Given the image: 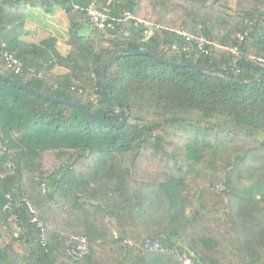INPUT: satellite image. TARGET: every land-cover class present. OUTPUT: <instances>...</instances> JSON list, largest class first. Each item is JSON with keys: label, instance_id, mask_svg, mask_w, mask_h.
<instances>
[{"label": "trees", "instance_id": "obj_1", "mask_svg": "<svg viewBox=\"0 0 264 264\" xmlns=\"http://www.w3.org/2000/svg\"><path fill=\"white\" fill-rule=\"evenodd\" d=\"M93 1L0 0L1 74L118 124L106 89L127 117L109 127L0 78V264H184L177 254L264 264V74L239 68L264 66V0H97L114 27L80 34ZM57 7L69 53L54 36L27 47V9ZM180 31L206 39L209 54L174 55L173 45L196 46ZM124 50L202 69L126 54L103 78ZM8 196L26 201L6 209ZM28 203L50 224L44 240ZM75 236L91 247L77 262L67 253Z\"/></svg>", "mask_w": 264, "mask_h": 264}, {"label": "built area", "instance_id": "obj_2", "mask_svg": "<svg viewBox=\"0 0 264 264\" xmlns=\"http://www.w3.org/2000/svg\"><path fill=\"white\" fill-rule=\"evenodd\" d=\"M82 11L85 10V12L87 13V16L89 18V24L92 28H96L98 30H104L107 27L109 28H113L114 25L113 23L109 22V17L106 13H104L102 10H100V8L98 7L97 4V0H94L86 9H81ZM125 17L126 19H130V20H135V23L137 26L139 25H145L147 27V29L145 30V35H151L152 34V28L150 24H148L146 21L142 20V19H138L135 17V15L131 12H126L125 13ZM150 26V27H149ZM180 35H182L187 42L189 43H195L196 46L192 47L189 44L184 45L183 47H180L178 45H173L170 47V50H172L173 54H179L180 52H184V53H191L194 49L197 52L203 53L205 55L209 54V49H208V43L206 41V39L200 37V38H196L184 31H180L179 32ZM240 39L243 40L244 36H240ZM259 62L264 63V59L262 58H258ZM7 63H8V67L11 69H15L16 73H21L23 71V66L21 64V62L16 59L15 57H13L11 54H7ZM30 74L33 77H37V78H43V74L42 73H38L35 69H30L29 70ZM9 199V204L7 205L6 209H11L13 204L14 205H18L23 201H26V199H18V198H13L11 196H8ZM29 205V209L31 210L32 214H33V222L37 225V227L41 230L42 233V239H45V234L46 231L50 228V224L48 222H45L44 220H42L38 214L37 211L34 210V208L28 203ZM157 244L154 243L153 241H148L147 243V247L150 250H156L157 249ZM90 242L88 240L87 237L85 236H75L72 237L68 242H67V253L70 256V258L77 262L80 261L81 259H83L84 257H86L87 255H89L90 253ZM179 259L184 263V264H192V261L187 257V256H183L180 254H177Z\"/></svg>", "mask_w": 264, "mask_h": 264}, {"label": "water", "instance_id": "obj_3", "mask_svg": "<svg viewBox=\"0 0 264 264\" xmlns=\"http://www.w3.org/2000/svg\"><path fill=\"white\" fill-rule=\"evenodd\" d=\"M126 54H133V55H144V56H151L153 57L154 59H156L157 61L161 62V63H165L167 64L168 66H171V67H177V68H182V67H187V66H193L194 68L198 69V70H201V66L197 65V64H192L191 62L189 61H183V62H168V61H164L162 58H159L158 56L150 53V52H147V51H144V50H133V51H129V50H124L122 51L119 55L113 57L109 63L105 64L104 66H102L101 70H100V74L103 78H105L106 76V72L105 70L109 67H111L112 64H114L115 62H117L122 56L126 55ZM245 66V67H250V68H253L255 71L257 72H260V73H263L264 74V66H261V65H257V64H254V63H247V64H242L240 65V69ZM240 69L238 70V72L240 71ZM0 78L4 79L5 81H8L9 83L19 87V88H22L36 96H39V97H42L48 101H52V102H55V103H60V104H66V105H70V106H73L77 109H79L80 111H82L84 114H86L88 117H90L91 119H93L94 121L98 122V123H101V124H104L106 126H109V127H117V128H122L124 127V125L126 124V121H127V117L125 115V112L123 111L121 105L117 102H112L109 95H108V91L106 89H104V95H105V98L106 100L114 105L116 104L120 110V113L122 115V119L121 121L118 123V124H115V123H112L108 120H105L97 115H95L94 113L90 112L89 110H87L84 106L78 104V103H75V102H72L70 100H67V99H61V98H58V97H54V96H50V95H47V94H44V93H41L23 83H20L18 81H15L14 79L12 78H9L3 74L0 73Z\"/></svg>", "mask_w": 264, "mask_h": 264}, {"label": "rangeland", "instance_id": "obj_4", "mask_svg": "<svg viewBox=\"0 0 264 264\" xmlns=\"http://www.w3.org/2000/svg\"><path fill=\"white\" fill-rule=\"evenodd\" d=\"M56 9L61 11L60 16H57L56 13H46L41 8L29 9L27 20L33 24L29 25V30L32 31L31 34L36 37L35 42L38 43L41 39L49 38L51 35L57 37L62 35L63 43H67L68 45L69 26H67V15L62 8L57 7ZM82 33L83 32H80V34ZM60 47L63 49V46ZM62 51L66 54L64 50ZM45 165L46 170L51 168L50 164L45 163Z\"/></svg>", "mask_w": 264, "mask_h": 264}, {"label": "crops", "instance_id": "obj_5", "mask_svg": "<svg viewBox=\"0 0 264 264\" xmlns=\"http://www.w3.org/2000/svg\"><path fill=\"white\" fill-rule=\"evenodd\" d=\"M28 12H29V9H27V11H26V30H27V35H26L25 40H26L27 42H26L25 44H26L27 47H30V46L32 45V43L35 42V38H36V37H34V36L31 34L32 31L29 30V25H33V24H32L30 21L27 20V17H28V14H27V13H28ZM55 13H56L57 16H60L61 11H60L59 9H56V10H55ZM53 14H54V13H53ZM66 15H67V14H66ZM67 19H68V15H67ZM67 21H68V22H67V26L70 27L69 19H68ZM85 29H87V30H85ZM91 30H92V27H91L90 25H87V26L83 29L82 32H83L84 35H89ZM127 35H128V34H126L125 36H122V37H121V38H122L121 40H123V41H127V42L132 41L131 37H130V36H127ZM51 36H52V35H51ZM54 37H56V38L58 39V50H59V52H60L62 55L66 56V55L69 53V51H70V46L67 45V43H63L62 35H61L60 37H57V36H54ZM42 40H43V39H41L38 43H40ZM30 43H31V44H30ZM35 43H37V42H35ZM60 46H63V49H62ZM62 50H64L66 54H64ZM54 72L57 73V74H63V73L66 72V69L61 68V67H58V68L55 69Z\"/></svg>", "mask_w": 264, "mask_h": 264}]
</instances>
